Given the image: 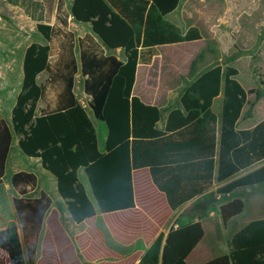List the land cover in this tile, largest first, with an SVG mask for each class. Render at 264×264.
I'll return each instance as SVG.
<instances>
[{"label":"trees","instance_id":"trees-1","mask_svg":"<svg viewBox=\"0 0 264 264\" xmlns=\"http://www.w3.org/2000/svg\"><path fill=\"white\" fill-rule=\"evenodd\" d=\"M181 0H74L72 15L90 23L107 50L123 49L125 61L116 56L98 58L105 53L92 35L79 40L80 61L85 91L92 96L88 106L108 128L105 152L99 149L97 128L87 108L74 92L78 66L68 64L69 73H53L50 57L58 27L38 20L37 31L49 44L31 43L25 52L23 82L12 110V127L0 119V179L6 171L13 136H19L21 150L42 160L45 169L56 176L58 190L74 221L80 223L97 214L136 206L132 170L149 166L154 181L169 205L177 209L186 201L209 189L215 179L228 180L264 160V119L251 128H239L238 121L248 95L262 97L257 89H246L237 79L238 68L216 64L200 74L181 97L183 108L169 112L166 128L160 130L158 106L146 104L133 95L137 68L149 64L157 54L156 45L202 38L197 26L183 31L166 16ZM58 19L68 25L65 0H59ZM72 35L71 32H69ZM113 66L110 74L98 73L104 63ZM49 72L45 84L37 77ZM65 81L54 110H39L47 86ZM224 93L223 114L219 123L212 109L214 99ZM252 105V104H251ZM248 114H251L249 112ZM84 168L94 199L80 179ZM33 172L13 174L11 183L20 196L14 205L23 230L16 225L0 230V247L11 264H36L44 221L53 200L47 192L38 198L27 197L37 185ZM264 183V165L219 189L227 195L238 188ZM244 202L234 199L221 206L225 222L240 215ZM205 234L201 221L172 228L161 249V234L139 264H188L187 257ZM205 264H264V219L254 220L234 234L230 252Z\"/></svg>","mask_w":264,"mask_h":264},{"label":"crops","instance_id":"crops-1","mask_svg":"<svg viewBox=\"0 0 264 264\" xmlns=\"http://www.w3.org/2000/svg\"><path fill=\"white\" fill-rule=\"evenodd\" d=\"M73 1L74 0H65V8L69 14L68 25L66 27L63 26L57 16L59 0H1V9L3 11H23L29 19L34 20L36 26L38 20L34 19V15L29 12L39 11V15L36 16L41 15L43 23L58 27V32L53 37L51 44V69L53 73H69L67 69L68 64L75 59L78 66V72L75 75L74 92L81 103L86 101L88 104L92 99V96L85 91V80L88 79L89 75H84L82 73L79 40L90 34L100 45L104 48L105 46L99 37L93 32L90 23H81L74 19V16L72 15ZM188 1L189 0H181L176 10ZM50 3L51 5L49 8ZM48 8L52 11L49 19L43 13L44 11H47ZM166 19H168V15L166 16ZM171 22L174 23L172 20ZM69 32H71L72 35H70ZM37 33L38 41L35 42L44 45L49 44V41H47L41 33ZM199 40L156 45L155 49L157 50V54L153 57L151 63H140L138 65L136 80L133 87V95L139 96L146 104L155 105L160 108L161 120L157 123V128L160 130L166 128L167 118L171 110L183 108L181 97L186 89L200 74L211 67L201 71L192 80L184 81L181 79L182 81L178 84V88L181 92L179 95H173L175 90L170 87L173 84L167 85L165 89H162L161 85L153 84V80L150 76L162 75L164 74V70L159 66L154 67V69L152 68V65L155 64L158 58H161V47L183 45V43ZM25 52L26 50L21 59V87L24 76L23 63ZM108 56H116L119 60L125 61L124 50L121 48L114 51L106 49L105 53H100L98 55V58L102 59ZM112 71L113 66L108 62L102 65L98 73L107 75L112 73ZM176 71L177 70L173 69L171 70V73L176 74ZM48 78L49 72L43 71L38 75L37 80L40 84H45ZM65 84L64 80H59L56 82V85L53 86L50 84L47 86L44 98L39 100V110H54L59 105L58 93L61 90H64ZM10 92L11 90H8V84L6 83L5 78L0 82V119H5L12 127V110L20 91L15 97H13L14 101L11 105L10 116L8 119L5 116L4 111L9 97L8 93ZM12 93H10V95H12ZM223 103L224 93L222 91L220 95L214 99L212 105L213 111L218 116L219 123L221 122L223 114ZM247 105L250 107V104ZM247 105L244 107L243 114L238 121L239 128H251L262 120L258 119L260 112L252 109L247 110ZM87 111L97 128L99 149L100 151L105 152L107 150L106 142L108 137L107 125L105 122L98 120L94 116L90 107ZM249 112H251V114H248ZM257 113L258 117L256 119L255 116ZM17 143L19 145V136L14 134L11 145L12 149L10 148L7 159L5 175L0 179L1 182L3 181L6 183V190L8 189L12 192L10 209L5 211L3 208H0V230L16 225L20 235L23 236V230L14 205V198L20 196V194L17 189L11 185L12 183L10 184L12 177L9 176V173L6 175V172L7 167L9 172L10 166L13 172L12 176L19 171L35 173L34 171L36 169L35 167H31V164L29 165L27 160L25 161L26 165L24 166H19L16 163L15 157L13 156V150L19 151ZM22 153L24 152L22 151ZM19 155L21 156V152ZM24 155L26 154L24 153ZM38 161L39 160H36V162ZM40 161L41 164L38 167V170L42 175L38 176V174L35 173L38 182L36 187L30 190L27 194V197L38 198L41 192L44 191L49 194L53 203L44 221L36 264H83L79 250L82 252L84 258L93 264H139L144 258L146 252L153 247L161 234L164 235L161 245V249H163L166 244L168 233L172 228L197 221L203 223L205 234L195 249L187 257V263L205 264L216 258V255H213L211 252L221 250V246L219 245L227 242L230 252V241L235 233L240 231L251 221L264 219L263 215H255L262 217H254L250 221L244 223L241 227H238L241 229L237 228L233 234L231 233L227 236V228L239 215L233 217L228 222H225L221 213V206L234 199H241L243 202L245 201L248 204H253V208L256 209L255 211L258 213L260 210L264 209V183L241 187L227 195L219 193L221 187L262 167L264 165V160L253 164L251 167L239 172L228 180L219 182L215 179L213 185L209 189L186 201L177 209H173L169 205L166 194L156 185L150 167L144 166L137 168L133 165L132 179L136 206L130 209L106 213L101 212L97 207V214L95 216L89 217L80 223L73 220L66 201L61 197L58 190L56 176L45 169L41 159ZM79 175L89 196L95 201L84 168L79 170ZM246 195L248 197H244ZM244 211L245 206L243 212ZM243 212L241 214H243ZM229 252L225 254H229ZM218 256L221 255H217V257ZM0 264H11L8 253L1 247Z\"/></svg>","mask_w":264,"mask_h":264},{"label":"rangeland","instance_id":"rangeland-1","mask_svg":"<svg viewBox=\"0 0 264 264\" xmlns=\"http://www.w3.org/2000/svg\"><path fill=\"white\" fill-rule=\"evenodd\" d=\"M50 5L51 3L49 8ZM49 8L43 12L48 19L52 14ZM29 13L36 16L40 12ZM168 19L174 21L184 31L190 26H197L202 33V39L183 43V45L161 47L162 56L156 60L152 68L162 67L164 74L150 76L153 84L161 85L162 89L173 84L170 86L175 90L173 95H179L181 90L178 88V84L182 80H192L201 71L216 64H222L224 67L234 66L239 70L236 77L245 88H254L263 93L258 100L255 93H250L249 98L252 105L246 107L247 110L252 109L260 112L259 117L258 113L255 116L256 119L257 117L263 119L264 0H189L178 10L169 14ZM37 32L34 20L29 19L25 12L3 11L0 0V82L6 78L8 90H11L10 93L13 92L12 95L8 93L9 97L4 111L8 119L14 101L13 97L21 90V59L26 48L31 43L38 41ZM173 69L177 70L176 74L171 73ZM17 148L19 151L13 150L16 163L19 166H24L27 160L31 167H35L34 172L38 176L42 175L38 170L41 164L40 159L24 155L18 143ZM36 160L39 161L36 162ZM10 168L11 166L8 172L7 167L6 175L9 173V176L12 177L13 172ZM5 184L0 181V208L8 211L11 207L12 192L6 190ZM255 210L253 204L245 202V211L236 217L235 221L227 228V236L233 234L235 229L254 217H262L255 215L264 216V209L258 213ZM219 246H221V250L211 252L216 257L229 252L227 242ZM79 254L83 264H93L84 258L80 250Z\"/></svg>","mask_w":264,"mask_h":264},{"label":"built area","instance_id":"built-area-1","mask_svg":"<svg viewBox=\"0 0 264 264\" xmlns=\"http://www.w3.org/2000/svg\"><path fill=\"white\" fill-rule=\"evenodd\" d=\"M82 104L85 106V107H88V104L86 101H83Z\"/></svg>","mask_w":264,"mask_h":264}]
</instances>
